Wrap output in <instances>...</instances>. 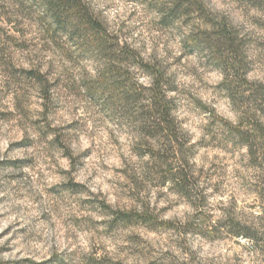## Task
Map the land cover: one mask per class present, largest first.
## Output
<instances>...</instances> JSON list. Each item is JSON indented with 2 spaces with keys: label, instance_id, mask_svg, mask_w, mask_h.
<instances>
[{
  "label": "clouds",
  "instance_id": "obj_1",
  "mask_svg": "<svg viewBox=\"0 0 264 264\" xmlns=\"http://www.w3.org/2000/svg\"><path fill=\"white\" fill-rule=\"evenodd\" d=\"M83 2L103 25L105 31L101 36L119 37L118 42L113 41L111 56L98 48L86 59H77L75 54L69 56L67 50L72 45L66 43V36L64 50L47 38L37 19L42 13L26 19L9 12L13 23L4 24L7 34L0 32V111L11 113L6 119H0V161L17 158L32 161L26 168L0 170V176L5 172H24L23 179L28 181L24 186L17 179H0L3 185L0 187V198H3L0 200V264H55L53 255L65 249L68 252L76 249L77 261L85 254L97 260L107 255L114 264H147L154 259L146 251H135L145 248L143 242L130 239L136 229H125L128 239H97V234L102 235L120 213H151L159 220L173 218L172 212L160 215V208L176 198L168 194L166 186L158 189L165 194V199L155 200L152 185L146 179L152 159L148 155L139 158L131 155L120 135L130 130L127 117L117 114L115 118H106L98 106L85 102L84 98L91 86L104 80L111 65L119 64L125 47L131 51L132 59L119 64L122 69L130 68L141 59L149 63L159 61L162 69L172 64L180 55L182 39L197 28H211L202 22L203 16L214 22L228 20L237 27L242 26L241 36L249 33L264 39V9L252 7L248 0H190L195 5L191 13L166 28L159 23L164 13L148 9L147 0ZM13 25L18 31H11ZM17 44L27 47H17ZM12 69L18 70L19 79L10 75ZM172 71L175 69L167 70L166 74L171 75ZM28 72L38 74L39 78H26ZM132 76L139 83L151 84V79L138 69ZM164 92L171 98L167 85ZM73 121L77 125L66 127ZM233 123H236L234 117ZM57 137L59 143H56ZM16 142L27 144L17 148ZM9 144L14 145L11 150ZM244 151L246 155L247 150ZM113 156L121 157L118 163L110 158ZM104 165H108L107 170ZM105 180L107 183H103ZM69 182L84 185V191L72 195L71 199L48 191L54 186L55 191L67 192ZM137 183L142 190L138 191ZM109 186L119 189L122 195L129 192H138V195L128 201L100 195L102 188L107 190ZM89 199L102 201L104 207L82 210L80 201ZM196 210L187 204L184 212L177 210L179 224L182 226ZM41 212L50 213L47 225L39 220ZM247 222L250 221H241ZM81 224L87 229L90 243H83L84 236L77 230ZM10 225L11 230L5 233ZM25 225L27 230L18 233L17 229ZM37 237L42 239L37 241ZM174 239L179 241L180 235ZM241 247L244 252L240 253L239 264H264V229L256 238L241 239ZM177 256L181 260L189 258L179 252ZM226 259L229 264H236L231 257Z\"/></svg>",
  "mask_w": 264,
  "mask_h": 264
},
{
  "label": "rangeland",
  "instance_id": "obj_2",
  "mask_svg": "<svg viewBox=\"0 0 264 264\" xmlns=\"http://www.w3.org/2000/svg\"><path fill=\"white\" fill-rule=\"evenodd\" d=\"M184 2L183 8L188 7V9L187 11L182 9L187 12L183 14L171 13L170 8L175 4L173 0H147V7L164 13L159 23L166 28L181 16H188L191 13L193 3L190 0H184ZM248 3L258 10L264 9V0H248ZM9 12L13 16L18 14L26 19H32L34 14L42 13L37 16V19L44 27L47 38L58 49L64 50L66 36V43L72 45V48L67 50L69 56L75 54L77 59H86L94 48H98L96 45L85 44L82 37L74 34L72 29L67 32L58 30L49 15L35 0H4L0 3V32L7 34L4 24L13 23L12 16L8 15ZM202 22L209 24L205 19H202ZM219 23H225L238 36L237 42L241 45V51L237 60L242 63L241 66L247 68V78L250 82L244 83L240 82L239 77L233 78L235 91H233V98L230 97L232 93L225 84L224 68L231 66L235 58L231 57L222 41H217L218 38L215 37L217 28L212 25L210 29L197 28L182 39L179 44L180 55L166 68L162 69L159 61L152 63L158 65L168 78L169 93L172 94L175 104L173 112L186 139L185 149L189 161L187 170L191 173L190 185L187 190L182 191V188L171 179L173 170L178 167L172 154L168 153L165 161L152 160L153 163L148 166L146 179L152 185L155 200L159 202L165 199V194L158 189L166 186L168 194L176 198L170 204L160 208V215L167 216L168 212H172L173 218L159 220L151 213L143 215L135 212L125 213L132 215L133 219L122 220L117 215L102 235L97 234V239L112 240L114 237L128 239L129 237L124 234L125 229H136L130 239L137 243L143 242L145 248L135 249V251H146L147 254L155 257L148 260L147 264L152 262L155 264H229V260L226 259L228 257L239 264L242 258L240 253L244 252L241 239L256 238L260 230L264 229V119H262L264 118V100L261 99L263 96H260L263 94L260 85H264V39L249 33L241 36L242 26L237 27L228 20ZM205 30L211 34H206ZM11 31H18V29L13 25ZM115 37L119 41V37ZM115 39H110L109 44L112 45ZM16 46L27 47L26 44ZM119 64L110 66L104 80L91 86L84 100L98 106L100 112L106 114V118L108 116L115 118L117 114L127 117V126L130 130L127 133H120L126 142L127 151L137 158L144 155L150 157V146L141 131L142 117L138 111L145 101H135L131 98L127 100L124 98L123 91L129 90L135 83L136 79H133L132 73L137 69L144 74V77H149L151 81L152 78L135 64L123 69ZM169 69H175V71L167 75L166 72ZM10 75L15 79L20 78L18 70L15 69L11 70ZM35 75L34 72H28L26 78L30 79ZM139 84L144 87L150 86V84ZM10 114L9 111H0V119H6ZM233 117L236 123H233ZM77 123L73 121L66 127H73ZM109 123H112V120H109ZM237 127L240 128V133ZM56 143H59V137ZM114 143L119 145L120 141ZM26 144L27 142H16L15 146L19 148ZM13 146L9 144V150ZM110 158L117 163L121 159L119 156ZM31 163V160L22 161L19 158L6 159L0 161V170L26 168ZM107 168L108 165H104V169L107 170ZM115 170L120 171V169ZM25 175L26 173L20 171L5 172L0 179H17L27 186L28 181L23 179ZM28 180L30 181L31 177ZM169 182H171L170 186ZM136 186L138 191L142 190L139 183ZM0 187L3 185L0 184ZM84 189V185L69 182L67 192L55 191L54 186L48 191L55 192L58 197L64 196L71 199L72 195ZM105 194L128 201L138 195V192L122 195L119 189H112L109 186L107 190L102 188L100 195ZM185 204L197 210L181 226L177 210L184 212ZM80 206L82 210L92 211H95L98 206L104 207L103 202L96 199L82 200ZM185 215H187L186 212ZM237 216H240V219H237ZM49 219V212L40 213L39 220L44 221L46 225ZM242 220L250 222L241 223ZM27 227L25 225L24 228H18L17 232L23 233ZM10 230L11 225L5 229V233ZM77 230L84 236L83 243H90L84 225L81 224ZM178 234L180 239L176 241L174 238ZM40 239L42 237H37V241ZM173 248L176 249L175 252ZM97 250L93 248V251ZM177 252L189 258L181 260ZM76 256V249L72 252L65 249L63 253L54 254L52 261L55 264H85L95 257L85 254L81 260L77 261ZM100 259L110 260L107 255H101Z\"/></svg>",
  "mask_w": 264,
  "mask_h": 264
},
{
  "label": "trees",
  "instance_id": "obj_3",
  "mask_svg": "<svg viewBox=\"0 0 264 264\" xmlns=\"http://www.w3.org/2000/svg\"><path fill=\"white\" fill-rule=\"evenodd\" d=\"M44 9L45 13L52 19V23L61 31H74V34L84 40L85 44L90 46L96 45L101 53L107 56L112 55L113 44H109L110 39H115V36L105 34L101 36L100 33L105 31L103 25L92 16L86 5L82 0H35ZM174 7L170 8L172 14L179 12L187 13L184 0H173ZM195 5L193 4V7ZM185 9V10H182ZM203 15V14H202ZM203 19L207 23L217 28L215 37L217 41L222 43L228 48L229 53L235 60L231 63V66L224 68L226 72L225 84L233 96V78H240V82L250 83L247 78V68L241 66V62L237 60L241 51V45L237 42L238 36L233 32L225 23L214 22L207 16H203ZM71 33V32H70ZM206 34H211L208 30H205ZM117 42L118 40L115 39ZM121 59L119 62L125 61V59L131 60L132 53L125 47L121 52ZM138 67L146 71L152 78L151 84L148 87H144L139 84L138 80L135 81L129 90L123 91L125 99H133L135 101H145V104L138 109L141 119L140 128L147 139V143L150 146V158L152 160H167V154H172V158L175 159L178 167L173 170L172 181L182 188V191L187 190L189 187L191 173L187 170L189 166L188 154L185 149L186 139L184 137L181 126L174 115V100L165 95L164 86L167 85L169 92V81L164 71L155 64L145 62L143 59L135 63ZM34 77H38L36 74ZM263 89L264 100V85H260ZM235 92V91H234ZM238 133L241 132L240 128H236ZM170 158V159H172ZM169 159V158H168ZM122 220H132V215L125 213L118 214ZM142 217V216H141ZM243 235V234H241ZM85 264H114L111 260L99 259L95 257L89 259ZM155 264V263H151Z\"/></svg>",
  "mask_w": 264,
  "mask_h": 264
}]
</instances>
